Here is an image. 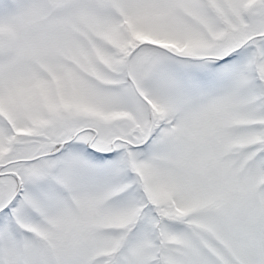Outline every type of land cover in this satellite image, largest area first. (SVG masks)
<instances>
[{"label": "snow or ice", "instance_id": "obj_1", "mask_svg": "<svg viewBox=\"0 0 264 264\" xmlns=\"http://www.w3.org/2000/svg\"><path fill=\"white\" fill-rule=\"evenodd\" d=\"M0 264H264V0H0Z\"/></svg>", "mask_w": 264, "mask_h": 264}]
</instances>
